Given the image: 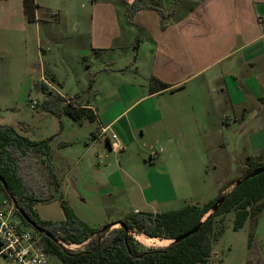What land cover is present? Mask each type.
I'll list each match as a JSON object with an SVG mask.
<instances>
[{
    "label": "crops",
    "instance_id": "obj_1",
    "mask_svg": "<svg viewBox=\"0 0 264 264\" xmlns=\"http://www.w3.org/2000/svg\"><path fill=\"white\" fill-rule=\"evenodd\" d=\"M35 1L37 18L29 20L23 0H0V76H34L29 22L54 21V27L45 28V40L54 41L57 31L60 38L69 33L80 56L109 50L126 53V62L111 58L95 73L130 81L125 85L129 97L125 103L118 105L113 97L101 102L98 95L93 100H78L96 114L95 142L105 136L110 148L116 141L124 146L114 150L116 154L136 145L146 126L160 145L159 164L148 168V181L138 179L147 165L141 161L133 167L131 155L121 154L116 173L124 181L116 179L113 186H133L141 192L135 212L169 211L160 206L178 200L179 190L185 191L181 188L189 190V176L195 171L201 177L208 174L207 162L217 157L216 147L227 146L228 128L263 130L247 138L249 148L244 157L235 159L229 175L245 174L243 170L256 155L253 150L264 145V0H177L175 8V0H135L161 8L165 16L153 8H141L128 16L127 7L132 4L126 0H85L89 7L80 12L81 0ZM42 43L39 37L36 55L43 59ZM9 58L20 59L13 62V75L7 73L9 64L6 69ZM132 70L137 75L130 74ZM129 76L138 78L134 81ZM152 77L169 87L151 93ZM210 144L215 145L214 151ZM181 176L186 183L180 188L176 177ZM142 204L150 209H140Z\"/></svg>",
    "mask_w": 264,
    "mask_h": 264
},
{
    "label": "rangeland",
    "instance_id": "obj_2",
    "mask_svg": "<svg viewBox=\"0 0 264 264\" xmlns=\"http://www.w3.org/2000/svg\"><path fill=\"white\" fill-rule=\"evenodd\" d=\"M165 3L166 1L162 3V6ZM88 7L87 1L78 2L79 12L87 10ZM36 18L37 9L35 20ZM53 22L41 21L38 25L29 22L28 33L32 41L29 53L33 51V65L35 64L36 67L34 76H0V124L12 125L19 122L20 124L15 126L18 132L33 140L53 137L50 143V161L60 181V188L56 190L51 183L46 157L42 158L43 161L35 157V163L30 166L32 177L45 186L51 187L55 193L53 200L35 204L41 218L64 219L65 213L61 206L63 198L79 218L91 226L102 228L135 212L136 207L142 201L141 192L136 187L115 188L113 186L116 179L124 181V178H120L116 173L120 167L121 154L131 155L129 161L133 167L141 161L144 162L147 169L143 167L145 170L138 175V179L148 181L151 177L148 168L158 167L160 145L156 142L154 135L148 133L149 127L146 126L145 135L138 139L136 145L122 152L118 151L116 154V151L109 147L105 136L97 143L95 142L93 132L98 129L95 121L85 118L80 123L66 112L68 102L56 96L53 97V95L59 93L66 98L77 95L85 101L93 100L98 95L97 99L101 102L113 97L118 105L125 103L129 98L125 92V85H129L130 81H114V77L95 76V73H99L98 67H104L105 62L111 58H117L121 63L126 62L128 58L123 51L113 50L100 54L94 52L87 57L80 56L74 46L75 41L69 33L67 35L63 33L60 38L59 31H57L54 34V41L48 42L45 40V28L54 27ZM107 23L110 25V22ZM39 37L44 45L43 59L36 55V44ZM17 60L15 58L6 59V69L8 64L10 66L8 74H15L13 67ZM90 63L91 65L88 66ZM130 72L132 75H137L135 70ZM129 78L135 81L138 77L129 76ZM99 87L104 91L101 93L95 91ZM48 97H53L50 104L55 110L57 109V112H51L44 107V102ZM6 106L10 108H4ZM230 119L231 124L234 125L235 117L232 115ZM261 131L263 130L228 128L225 136L227 146L226 148L216 147L217 157L214 159L212 156L207 162L208 174L201 177L198 176V171H195L192 176H189L191 180L188 185L189 190L181 188L183 182L186 183V178L176 177L179 187L185 191L180 192L179 190L178 200L166 206H160L161 210L180 209L192 201L202 203L199 206H203L209 199L228 192L233 187V182L241 177L229 175L231 168L237 162L235 159L238 160L245 156V148H249L247 138H250L251 133L257 134ZM209 147L214 151L215 145L210 144ZM253 153L256 155L250 163L264 164V145L255 148ZM248 171L249 168L244 169L243 173L246 174ZM261 204H264L263 200L250 208L253 213L241 228H235L237 214L235 209L215 218L213 250L207 264H264V208L259 213L256 212ZM13 206L16 218L21 219L16 211L18 209L16 203L7 198L0 185V209ZM140 209L149 210L150 208L142 204ZM22 226L31 228L25 224ZM120 226L116 224L111 229ZM133 235L143 249L160 248L171 242L168 238L155 237L162 242L147 244L140 238L144 233L134 230ZM83 244L65 243L67 247L73 249L84 248ZM49 262L50 264H63L62 260L54 254H50ZM0 263L10 264L11 262L0 256Z\"/></svg>",
    "mask_w": 264,
    "mask_h": 264
},
{
    "label": "trees",
    "instance_id": "obj_3",
    "mask_svg": "<svg viewBox=\"0 0 264 264\" xmlns=\"http://www.w3.org/2000/svg\"><path fill=\"white\" fill-rule=\"evenodd\" d=\"M176 5L177 0L173 8ZM37 7L35 0H24V9L29 20H35ZM141 8H153L165 16L161 8L141 1H135L127 7L128 16ZM137 44L138 41L136 46ZM168 87V84L156 77H152L149 83L151 93ZM55 96L68 102L66 112L75 120L82 121L85 118L96 120L94 110L79 101L77 95L66 98L58 93L53 95ZM53 97L46 99L44 107L51 112H57V109L55 110L50 104ZM52 139L53 137L33 140L19 133L12 125L0 124V173L7 187L1 181L0 185L7 198L16 203L18 208L16 211L23 224L33 228L21 215L20 209H24L34 222L52 235V238L43 235L45 249L49 254L57 255L63 264H207L213 250L215 218L235 209L237 211L235 228H241L253 213L250 208L259 201H264V172H262L248 178L240 185H236L235 180L233 187L219 196H226L224 202L204 221L203 219L219 197L211 199L203 206L187 204L180 209L169 211L133 212L123 219L125 227L120 226L102 233L98 232V227L91 226L79 218L63 198L61 206L65 218L43 219L37 212L35 204L53 200L55 193L51 187L45 186L32 177L30 166L35 163V157L42 161V158L46 157L51 183L56 190L60 188V181L50 161ZM260 166L264 164L250 163L248 173L243 176ZM263 208L264 204L259 205L256 212L259 213ZM199 224L200 228L196 233L180 242H172L160 248L143 249L133 235V231L137 230L150 237L173 239ZM65 243H84V248H69Z\"/></svg>",
    "mask_w": 264,
    "mask_h": 264
},
{
    "label": "built area",
    "instance_id": "obj_4",
    "mask_svg": "<svg viewBox=\"0 0 264 264\" xmlns=\"http://www.w3.org/2000/svg\"><path fill=\"white\" fill-rule=\"evenodd\" d=\"M132 4L135 0H126ZM117 139L116 134H112ZM112 149L124 148L119 141L112 143ZM15 207L0 209V256L12 264H49L50 254L45 249L43 233L34 228L22 226L21 219L14 214Z\"/></svg>",
    "mask_w": 264,
    "mask_h": 264
},
{
    "label": "water",
    "instance_id": "obj_5",
    "mask_svg": "<svg viewBox=\"0 0 264 264\" xmlns=\"http://www.w3.org/2000/svg\"><path fill=\"white\" fill-rule=\"evenodd\" d=\"M262 172H264V166L257 167V168H255L253 171H251L249 174H247V175L243 176L242 178H240L239 180H237V181H236V185H240L243 181L247 180L248 178H250V177H254V176H256V175H258V174H260V173H262ZM0 181L3 183V185H4L5 187H7V183H6L5 179L3 178V176L1 175V173H0ZM225 198H226V196L223 195V196L219 197V198L216 200V202H215L214 205L212 206L210 212H209V213L207 214V216L203 219V221H204L205 219H207V217H208L209 215H211L213 212H215V211L219 208V206L224 202ZM19 212H20L21 215L25 218V220H26L29 224H31V225L33 226L34 229H36L37 231H39V232H41V233H43V234H45V235H47V236H49V237L52 238V235H51L50 233L46 232L44 229H42V227H40L36 222H34V221L31 219V217L26 213V211H25L24 209H20ZM116 224H120L122 227H125V226H126L125 223L123 222V220H120V221H118V222H114V223H111V224H109V225H107V226H104V227H102V228H99L98 232H99V233H102V232H104V231H107V230L111 229V227H112L113 225H116ZM199 228H200V224L197 225L196 227H194L193 229H191L190 231H188V232H186V233H183L182 235H180V236H178V237H176V238L171 239V242H170V243H172V242H180V241H182L183 239H185V238L189 237L190 235L196 233V232L199 230ZM92 237H94V235H92Z\"/></svg>",
    "mask_w": 264,
    "mask_h": 264
},
{
    "label": "bare ground",
    "instance_id": "obj_6",
    "mask_svg": "<svg viewBox=\"0 0 264 264\" xmlns=\"http://www.w3.org/2000/svg\"><path fill=\"white\" fill-rule=\"evenodd\" d=\"M141 239H143V241L147 244H154V243H160L162 242L161 240H159L158 238L155 237H150L146 234H144L143 236H140Z\"/></svg>",
    "mask_w": 264,
    "mask_h": 264
}]
</instances>
